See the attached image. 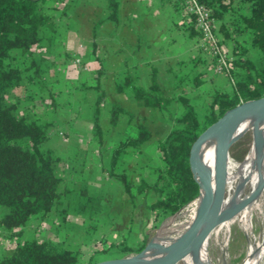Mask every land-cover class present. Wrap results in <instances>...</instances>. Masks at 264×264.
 I'll return each mask as SVG.
<instances>
[{
  "label": "trees",
  "instance_id": "trees-1",
  "mask_svg": "<svg viewBox=\"0 0 264 264\" xmlns=\"http://www.w3.org/2000/svg\"><path fill=\"white\" fill-rule=\"evenodd\" d=\"M165 1L172 4L180 17L182 30L189 38L199 41V33L194 29L191 17L182 13L176 1ZM201 1L209 8L215 21L219 46L225 41L232 44L229 52L223 50L228 55V74L232 80L229 92L214 91L198 118L186 97L164 93L156 83L152 68L145 88L135 86L134 79L128 76L114 85L116 93L129 89L138 107L164 111L175 101L182 108L176 116H169L168 132L155 142L160 166L154 169L149 182L136 179L139 169L138 172H127L122 168L123 159L139 155L140 147L151 138L150 131L140 124L132 135L114 143L109 153L108 168L102 169L107 178L120 185L132 205L137 196L152 194L153 200L147 205L152 215V226L175 215L193 197L194 189L188 180L184 160L186 148L196 133L235 106L264 98V0ZM63 5L64 0H0V207L6 210V214L0 217V235L7 242L6 254L0 256V264H88L98 252L84 257L79 250L63 248L55 240L24 239L19 232L31 220L41 221L49 216L60 204L59 198L63 194L59 192L61 179L55 173L58 158L45 147L52 124L41 121L31 107L25 106L33 95L47 89L44 70L48 71L49 66L40 61L38 54L45 46L43 32L53 31L61 18ZM106 7L109 11L107 19L115 20V0H106ZM251 49L257 50L261 56L258 64L251 60ZM209 59L213 66L212 59ZM101 74L99 67L94 85L81 86L97 93L91 130L99 146L101 129L98 114L105 96L98 85ZM174 79L173 89L177 90L185 78L175 75ZM191 81L193 86L199 87L196 77ZM32 86L37 92L27 91ZM47 94L52 96L49 92ZM49 105H53L52 100ZM122 112L117 105L110 107L111 127L116 125ZM127 117L131 118L129 114ZM201 161L209 168L207 146L202 150ZM194 175L200 184L195 171ZM122 245L110 244L108 248ZM144 246L145 240L136 249L123 246L120 248L121 256L137 253Z\"/></svg>",
  "mask_w": 264,
  "mask_h": 264
},
{
  "label": "crops",
  "instance_id": "crops-1",
  "mask_svg": "<svg viewBox=\"0 0 264 264\" xmlns=\"http://www.w3.org/2000/svg\"><path fill=\"white\" fill-rule=\"evenodd\" d=\"M115 3V20H109L107 19L109 11L106 7V0H64L61 18L56 22L53 31L43 32L45 46L38 55L40 61H45L49 69L53 71L48 82L46 81L47 75H44L46 85L51 84L49 93L52 96L48 97L45 92L38 93L39 95H33L25 106L31 107L35 115H40L36 116L40 120L47 119L41 117L40 104L46 105L50 103V100L54 101L51 97L60 100L53 112L56 110L63 112L61 122L68 126V130L57 131V139H54V143L50 145V150L58 158L55 173L61 179L59 192L63 194L59 198L60 204L49 216L41 221L31 220L19 230L22 238H25L24 232L31 228L28 232L31 239L58 241L54 239L53 225L56 221L59 222L62 214L66 213L67 199L80 197L83 194L82 190L86 189L82 188L84 183L88 184L86 187L91 191H98L95 178L97 175L99 179L105 180L102 169L109 161L112 146L123 137L132 135L139 124L150 131L151 138L140 147L141 163L138 164L136 156L125 157L122 161V168L127 172H138L139 169V177L137 176L136 179L142 178L149 182L153 178L154 169L160 166V162L158 160L157 167H150L148 166L149 161L151 157L157 158L155 142L168 132L169 120L163 111L138 107L132 100L129 89L116 93L114 85L121 82L125 76L134 79L135 86L145 88L149 83V72L152 68L155 71L157 85L161 87L160 81L162 80L167 87L172 89L174 76L180 75L182 70L189 69L194 73L192 77L199 80V89L204 95L201 100L217 91L213 89V80L230 87L224 75L215 76L213 74L211 60L199 49V41L189 38L182 30L180 17L170 2L165 0H115ZM99 21L101 23L97 24ZM231 46L232 44L228 41L221 44V48L226 52L230 51ZM66 56L70 59L77 58L76 60L87 70L84 72L73 70L68 65L69 61L65 60ZM99 67L102 69V74L98 78V85L105 96L100 105L98 118L108 117L107 126L100 127L103 129L101 130L102 143L105 141L108 145L106 157L103 156V160L100 159L98 144L91 130L93 103L96 97L92 95L93 89L86 90L89 94L91 92L89 95L91 98L85 108L89 114L86 119L80 120L77 114L79 109L74 110L73 108L74 102L80 98L79 94H75L76 90H82L81 86H93ZM190 75V72L184 73L182 77L187 79ZM219 77L222 79L218 81ZM58 78L59 81H65L66 87L57 86V84L60 85ZM33 89L34 86L29 87L28 91L34 92ZM216 89L222 91L220 86ZM44 94L45 98L42 96ZM35 103H38L39 107H36ZM113 105L119 106L123 112L116 125L111 127L109 109ZM127 114L131 118H128ZM87 149H90L89 154L86 153ZM84 176H87L86 180ZM110 188L124 195L122 205H129L133 216L126 222V226L124 225L127 231L123 230L124 233L118 237V240L124 243L130 239L129 243L132 245L130 248H135L151 227L152 217L147 205L153 200V196L151 193L137 196L132 205L117 183H111L108 190H111ZM107 194L108 191L103 192L102 197H108ZM5 214L6 210L0 207V217ZM106 220L112 224L110 228L112 231L115 230L114 224L118 226L122 224L119 216H108ZM102 222H104L103 219ZM34 229L37 230L36 234L37 232L39 234L38 238L35 237ZM59 242L63 247L66 238H62ZM2 245L4 244H0V256L6 254V248Z\"/></svg>",
  "mask_w": 264,
  "mask_h": 264
},
{
  "label": "rangeland",
  "instance_id": "rangeland-1",
  "mask_svg": "<svg viewBox=\"0 0 264 264\" xmlns=\"http://www.w3.org/2000/svg\"><path fill=\"white\" fill-rule=\"evenodd\" d=\"M244 39H246V37ZM250 54L252 57L251 60H253V62L258 64L261 60V56L259 52L255 49H251ZM76 59L77 58L70 59L67 56L65 57V60L69 61L68 65L73 70L81 71L78 67L77 68L75 66L73 67L71 64V62H73V60H76ZM85 70L87 69L85 68ZM44 72H45L44 74L47 75L48 77L46 79V81L48 82L50 80L49 77L51 76L53 71L51 69H48V71L45 69ZM189 72L191 75L188 76L187 79H183L181 81V83L178 85L180 87L177 90L167 87L165 85L166 83L163 82L162 80L160 81L161 82L160 88L164 91V93L167 96L186 97L189 101V104L194 106L193 110L195 112V115L198 118H200V116L203 114V111H204V104H207L209 102L211 95H209L208 97H204V100H201L202 96L204 95L201 94L199 87L193 86L192 81H191L192 76L194 74L193 71L189 69L182 70V73L180 74V76L182 77L184 73L188 74ZM207 74L209 75V71L207 72ZM221 79L222 78L219 77L218 81ZM58 82L60 83V85L57 84L58 87L60 86L62 88L66 87L65 81H62V80L59 81V78H58ZM174 83H175V79H174ZM212 86L214 90H218L216 88L220 86L222 91L224 92L230 91V87H228L227 84L223 85L222 82L221 84H218L216 81L213 80ZM49 88L51 89V84L47 86V89L43 90L42 93L45 92L47 94L48 92H51ZM54 88H56V84H54ZM33 90L37 92V89L35 87ZM25 94H28V92H26ZM75 94L76 95L79 94L80 98L77 102H74L73 108L74 110L79 109L77 114L80 120L86 119L89 116V114H87L85 108L91 98V96H89L91 92L89 94L86 92L85 89H82V90L78 89L76 90ZM92 95L95 96L97 95V93L94 90H92ZM42 96L44 97L45 94ZM51 98L54 99V101L52 100L53 105L40 104V112L42 114L41 117L47 118V119H41V121H47L52 124L48 129V139L49 140H47V142L45 143V147L48 148L49 150H50V145L54 143L53 142L54 139H57V136H56L57 131L62 132V131H65V129L66 131L68 130V126L64 125L61 122L63 112L61 110H60L61 112H57V110L53 112V110L55 109V107L57 106L60 100L55 99L53 97ZM37 105L38 103H35V106L39 107V105L38 106ZM181 111H182V108L179 105V103L173 101L169 105H167L166 109L163 111V114L169 118V116L171 117L176 116L177 113H180ZM36 116H40V115H36ZM244 123H246V121L243 122L241 125H243ZM98 124L100 127L107 126L108 117L100 116L98 118ZM250 126H254V123H251ZM237 134L239 135V137L229 147L227 156L229 159L231 158L230 160L232 162H234V163L231 162V164L240 165L247 159V157L250 154V151L252 149L251 144L253 141V135H252V132L250 131L249 132L239 131ZM102 139L103 138H102V133H101V146L98 145V151H99V156L101 160H103L102 158L103 156L106 157V152H107L106 147H108L105 141H103L102 143ZM207 147L209 148L210 146H207ZM86 153L89 154L90 149H87ZM136 158L138 160V164L141 163V157L139 155H136ZM157 163H158V159L151 157L148 166L157 167L158 166ZM107 168H108V163L106 162V164L104 165V169H107ZM86 179H87V176H84V180ZM95 179L97 181L96 186L98 187V191H91L90 189L87 188L88 184L84 183L85 185L83 184L82 188H86V189L82 190L83 194L80 197L71 198L70 200L69 198L67 199V206L65 208L66 213L62 214L61 215L62 217L59 219V222L56 221L55 224L53 225V235L55 236L54 239L58 240L56 241L58 244L59 243L61 244L59 240H61L62 238H66V242L63 243L64 244L63 248H66L68 250H73V251L79 250L83 254L84 257L86 256L88 257V255L93 254L94 251H98L95 255H93V259L91 262L101 263L106 260H111V259L120 257L122 254L120 251L121 247L123 246L131 247L132 246L131 243H129L130 239L122 243V242H119L118 237L121 236V234L124 233V231H127V229L125 230L124 225L126 224L128 220L132 219L133 216L131 215V208L129 207V205H126V206L122 205V200H123L124 195L123 196L120 195L121 193L119 194V192H117V190L114 188L113 189L110 188L111 190H108L111 183L116 184L115 181L107 178L105 175H104L105 180L99 179L97 175ZM117 185L118 187H120L118 183ZM107 191H108L107 195L109 196L102 197L103 192H107ZM108 216H113V217L119 216L120 219L122 220V224L119 226L114 224L115 230L112 231L110 229L112 224L106 220ZM171 217L162 219L161 221L156 223L155 226L151 225V227L146 232L145 236H143V239L140 242V244L143 243V241L145 240V245H146V243L152 240L155 237V235L158 233V231L162 228V226L165 224V222ZM102 219L104 220V222L101 223ZM88 227H93V228L89 229ZM30 230L31 228H29V231L24 232L25 234L24 239L28 237H29L28 239H31L30 234H28ZM39 230L42 231V229H39ZM36 231L37 230L34 229L35 237L38 238L39 234L38 232L36 234ZM259 232H260V228L257 229L256 227H254L253 234L258 235ZM102 234L104 236H102ZM225 241H226V245L224 244V249L221 251L220 249L206 248V256L208 255V258L209 259L211 258L212 261H215L217 264H240L243 261L244 256H245L247 240H246V237L243 235V233H241L237 225L231 226V228L229 229L227 233V237ZM2 243L4 244L2 245V247L6 248L5 246L7 242L3 239V236L0 235V244ZM109 243L113 245L115 244L116 245L123 244V245L121 247L113 246L111 248H108ZM140 244L137 247H139ZM137 247L132 248V249H136ZM131 254H134V253H131Z\"/></svg>",
  "mask_w": 264,
  "mask_h": 264
},
{
  "label": "bare ground",
  "instance_id": "bare-ground-1",
  "mask_svg": "<svg viewBox=\"0 0 264 264\" xmlns=\"http://www.w3.org/2000/svg\"><path fill=\"white\" fill-rule=\"evenodd\" d=\"M252 106L253 104H246L237 111L243 113ZM251 123H254V126H250ZM239 131L252 132L253 141L249 156L240 165L231 164V158L221 160V153L227 144L239 137ZM205 146H210L209 168L201 161ZM193 168L200 185L207 186L212 195L217 189L224 188L219 207L222 219L210 232L199 251L195 255H187L180 263L217 264L206 256V248L223 250L229 229L232 225H237L247 240L245 256L240 264H264V119L256 122L246 121L230 134L202 138L194 156ZM196 207L197 201L188 204L169 218L153 238L154 247L150 248L146 255L157 256L168 252L172 255L184 251L193 237ZM254 227L260 228L258 235L253 234Z\"/></svg>",
  "mask_w": 264,
  "mask_h": 264
},
{
  "label": "water",
  "instance_id": "water-1",
  "mask_svg": "<svg viewBox=\"0 0 264 264\" xmlns=\"http://www.w3.org/2000/svg\"><path fill=\"white\" fill-rule=\"evenodd\" d=\"M246 104H253V106L243 113L237 111L239 107H244ZM262 119H264V98L247 101L226 111L216 121L200 129L189 142L185 152L184 165L188 180L193 185L194 194L188 204L197 201V207L193 220V237L184 251L172 255L168 252L157 256H147V251L154 247L152 239L137 253L120 256L101 263L90 262L88 264H181L180 262L187 255H195L213 228L222 219L219 214V207L224 194V188L221 187L212 195L207 186L200 185L196 180L193 170V161L199 141L202 138L216 134L233 133L245 121L256 122ZM232 143L233 142L226 145L221 153V160L228 158L227 152ZM216 177L218 180V172Z\"/></svg>",
  "mask_w": 264,
  "mask_h": 264
},
{
  "label": "built area",
  "instance_id": "built-area-1",
  "mask_svg": "<svg viewBox=\"0 0 264 264\" xmlns=\"http://www.w3.org/2000/svg\"><path fill=\"white\" fill-rule=\"evenodd\" d=\"M172 1L178 3L184 15L191 17L194 29L199 33V49L213 61V74L215 76L224 75L231 85L232 80L229 77L227 67L228 55L219 46L218 38L215 33V21L211 17L209 8L206 7L201 0ZM71 64L73 67L75 66L81 71H85V67L82 66L78 60H73Z\"/></svg>",
  "mask_w": 264,
  "mask_h": 264
}]
</instances>
